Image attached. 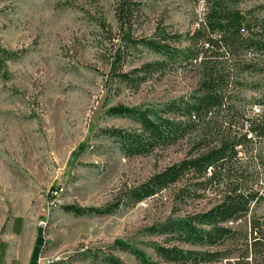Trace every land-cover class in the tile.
Masks as SVG:
<instances>
[{"label": "rangeland", "instance_id": "1", "mask_svg": "<svg viewBox=\"0 0 264 264\" xmlns=\"http://www.w3.org/2000/svg\"><path fill=\"white\" fill-rule=\"evenodd\" d=\"M263 2L240 6L251 8ZM205 6L204 0H145L136 34L151 37L159 27L192 32ZM257 12L262 27L264 9ZM101 21L118 34L114 0H0V47L19 53L7 60L6 75L0 70V239L16 214L33 218L44 240L40 264L67 262L83 248L109 250L117 239L155 256L147 242L161 238L150 236L146 228L169 217L206 211L224 194L214 188L199 191L202 197L183 194L191 182L187 176L114 214L76 215L64 209L68 204L98 207L111 202L123 187L144 182L187 157L202 131L137 156H126L118 142L101 134L102 128L134 126L129 118L108 115L110 106L159 108L194 92L200 80L195 67L176 66L164 74L155 73L137 89L122 83L111 72V59L121 42L119 37L110 41ZM160 58L139 46L128 54L124 70ZM246 58L255 69L244 73V85L233 90L238 95L233 102L240 111L236 119L240 126L246 118L257 117L252 110L255 104L264 114V50L248 51ZM240 156L244 162L251 156L252 168L259 173L253 188L262 200L253 204L249 215L264 218V140H253L251 150ZM58 187L64 188L62 204L52 209L48 224L41 226L50 190ZM244 224L243 220L227 223L243 225L240 239L222 246L234 250V261L252 241ZM114 252L129 264H140L129 252L119 248ZM248 260L264 264L252 258V251Z\"/></svg>", "mask_w": 264, "mask_h": 264}, {"label": "trees", "instance_id": "2", "mask_svg": "<svg viewBox=\"0 0 264 264\" xmlns=\"http://www.w3.org/2000/svg\"><path fill=\"white\" fill-rule=\"evenodd\" d=\"M114 1L118 34H113L106 21H101V25L108 29L110 41L119 37L121 42L112 56L111 72L122 83L137 89L155 73L164 74L176 66L195 67L200 80L194 92L159 108L122 103L110 106L108 115L129 118L134 126L102 128L101 134L118 142L126 156H137L150 154L158 147L173 145L202 131L187 157L144 182L123 187L111 202L98 207L68 204L64 209L76 215L114 214L121 207L136 205L187 176L191 182L183 188V194L202 197L199 191L209 188L223 190L224 194L206 211L169 217L146 228L150 236L161 238L147 242L155 256L136 244L117 239L109 250L81 249L67 262L49 264H76L78 261L129 264L114 252L115 248L131 253L140 264H223L224 260L226 264H250L251 251L255 261H264V218L249 215L253 204L262 200L259 190L253 188L259 173L252 168L251 156L245 162L240 156L251 150L253 139L248 138L244 126L237 125L240 111L233 102L238 99L233 90L244 85L242 75L255 69L246 53L264 50V26H258L257 12L264 9V2L242 8L240 5L253 0H204V15L194 31L181 33L159 27L153 36L141 37L136 34V25L144 15L145 0ZM139 46L156 52L161 58L124 70L128 54ZM18 55L16 51L0 47V70L5 75L7 60ZM251 125L256 139L264 140V114L252 119ZM239 220L245 221L244 226H248L253 237L234 261L231 260L234 250L222 246L240 239L238 234L243 225H227ZM43 244V236L39 235L34 251L37 260Z\"/></svg>", "mask_w": 264, "mask_h": 264}, {"label": "crops", "instance_id": "3", "mask_svg": "<svg viewBox=\"0 0 264 264\" xmlns=\"http://www.w3.org/2000/svg\"><path fill=\"white\" fill-rule=\"evenodd\" d=\"M38 237L37 221L16 214L0 239V264H30L32 259L33 264H40L41 257L34 256Z\"/></svg>", "mask_w": 264, "mask_h": 264}, {"label": "built area", "instance_id": "4", "mask_svg": "<svg viewBox=\"0 0 264 264\" xmlns=\"http://www.w3.org/2000/svg\"><path fill=\"white\" fill-rule=\"evenodd\" d=\"M252 110H253V114L254 115H257V117L260 116V113H261L260 105L255 104L253 106ZM252 119H254V118H252ZM252 119H247V118L245 119V122L243 124L244 125V132H247L248 138H252L253 140H256L255 133L251 130V128H252V125H251ZM210 172H211V170H210ZM63 193H64V188L63 187L52 188L50 190L48 205L43 208V217L39 221V224L41 226H46L48 224L49 217H50L52 209L56 208V207H59L62 204L61 197H62ZM229 223L233 224L232 221H230ZM82 250H85V248H83ZM226 262H227V260H224L223 264H226Z\"/></svg>", "mask_w": 264, "mask_h": 264}]
</instances>
